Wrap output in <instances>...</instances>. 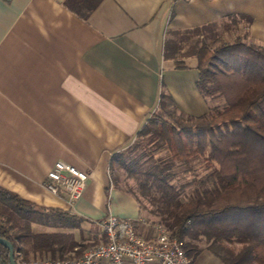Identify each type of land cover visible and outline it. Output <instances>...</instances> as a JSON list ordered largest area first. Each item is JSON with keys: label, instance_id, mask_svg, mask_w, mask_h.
Returning a JSON list of instances; mask_svg holds the SVG:
<instances>
[{"label": "crops", "instance_id": "obj_1", "mask_svg": "<svg viewBox=\"0 0 264 264\" xmlns=\"http://www.w3.org/2000/svg\"><path fill=\"white\" fill-rule=\"evenodd\" d=\"M209 24L227 40L246 36L264 46V0H100L86 18L63 0H0V187L97 225L98 241L99 221L110 213L145 218L137 199L114 184L111 159L136 140L163 94L177 113L208 112L191 52L203 37L194 30ZM168 40L179 47L174 57L166 55ZM59 160L89 174L72 206L44 186ZM61 228L38 232L85 239L80 227ZM204 252L195 264H206ZM37 257L30 251L25 259Z\"/></svg>", "mask_w": 264, "mask_h": 264}, {"label": "trees", "instance_id": "obj_2", "mask_svg": "<svg viewBox=\"0 0 264 264\" xmlns=\"http://www.w3.org/2000/svg\"><path fill=\"white\" fill-rule=\"evenodd\" d=\"M63 1L83 18L100 2ZM194 31L203 35L191 53L197 58L198 87L210 101L208 112L177 113L163 94L164 114L154 112L136 140L111 159V172L123 169L127 177H136L138 190L121 185L118 174L112 180L137 199L148 221L162 223L182 241L194 261L208 250L222 264H264V46L246 36L227 40L213 24ZM178 50L177 42H166L167 57ZM176 64L186 66L180 60ZM162 147L169 155L154 158L153 151ZM195 161L207 173L185 199L174 181L176 167L184 164L192 170ZM44 216L60 228L76 229L82 220L57 208L38 207L0 187V237L13 244L16 258L18 252L24 258L30 251L66 258L83 251L74 233L35 231L34 223ZM0 264H10L9 249L1 243Z\"/></svg>", "mask_w": 264, "mask_h": 264}, {"label": "built area", "instance_id": "obj_3", "mask_svg": "<svg viewBox=\"0 0 264 264\" xmlns=\"http://www.w3.org/2000/svg\"><path fill=\"white\" fill-rule=\"evenodd\" d=\"M88 179V172L59 160L47 172L44 186L52 194L65 197L72 206L83 196ZM99 225V241L87 246L79 256L29 259L19 256L17 264H195L183 242L162 223L110 213ZM141 225L151 227L153 235L145 237L139 229Z\"/></svg>", "mask_w": 264, "mask_h": 264}, {"label": "rangeland", "instance_id": "obj_4", "mask_svg": "<svg viewBox=\"0 0 264 264\" xmlns=\"http://www.w3.org/2000/svg\"><path fill=\"white\" fill-rule=\"evenodd\" d=\"M218 100H215L213 102V104H217ZM164 110L165 108L160 107L159 110H157L155 112V114H164ZM153 155L154 158H157L159 156H167L169 155V152L166 148L162 147V148H156L153 151ZM204 165V164H203ZM200 162H192V170H186L185 168H187V165H180L176 167V170L178 172L177 177L175 178V182L177 183L178 187L183 188V197L186 199L192 191V188L194 186H198L199 185V180L207 173V169L203 166ZM114 175H120V182L121 185H123L124 187H126L127 185H130L132 187H134L135 189L138 190V186H139V181L138 179H136V177H132L129 178L127 177L126 172H124L123 169H116L113 171ZM144 215H148L147 211L143 210ZM54 219L53 218H49L44 216L42 218V220L39 223H34L33 225V229L35 231H51V230H63V228L60 227H56L53 225ZM80 228L81 231H84V237L85 239L81 240V243L84 244V248H86L87 246H89L90 244H93L94 242L98 241L95 237L97 234V225H93V224H89V223H85V222H81L80 221ZM78 234V230L75 231ZM79 235V234H78ZM212 254V255H210ZM22 256V255H21ZM212 256L211 259H209ZM215 255H213V253H209L208 252H204L200 257L199 260L200 261H204V263L206 264H212V260L213 257ZM24 257V256H23ZM19 258V255H17L16 258V254H15V259L17 261V259ZM217 258V257H216ZM218 261V259H216Z\"/></svg>", "mask_w": 264, "mask_h": 264}, {"label": "water", "instance_id": "obj_5", "mask_svg": "<svg viewBox=\"0 0 264 264\" xmlns=\"http://www.w3.org/2000/svg\"><path fill=\"white\" fill-rule=\"evenodd\" d=\"M0 243L5 245L9 249L10 264H17V261L15 259V251H14L13 244L9 240H7V239H5L3 237H0Z\"/></svg>", "mask_w": 264, "mask_h": 264}]
</instances>
